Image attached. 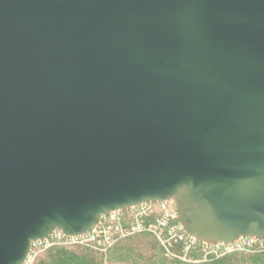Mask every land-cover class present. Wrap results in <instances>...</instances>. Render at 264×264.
Wrapping results in <instances>:
<instances>
[{
    "label": "water",
    "instance_id": "95a60500",
    "mask_svg": "<svg viewBox=\"0 0 264 264\" xmlns=\"http://www.w3.org/2000/svg\"><path fill=\"white\" fill-rule=\"evenodd\" d=\"M170 199L264 239V0H0V264Z\"/></svg>",
    "mask_w": 264,
    "mask_h": 264
},
{
    "label": "trees",
    "instance_id": "16d2710c",
    "mask_svg": "<svg viewBox=\"0 0 264 264\" xmlns=\"http://www.w3.org/2000/svg\"><path fill=\"white\" fill-rule=\"evenodd\" d=\"M159 216L156 211L151 218H145V223ZM170 248L172 253L155 234L144 231L118 237L106 250L93 245H54L41 251L33 264H264V243L222 254L205 251L202 242L185 250L178 241Z\"/></svg>",
    "mask_w": 264,
    "mask_h": 264
},
{
    "label": "built area",
    "instance_id": "2783aa9c",
    "mask_svg": "<svg viewBox=\"0 0 264 264\" xmlns=\"http://www.w3.org/2000/svg\"><path fill=\"white\" fill-rule=\"evenodd\" d=\"M156 211L160 216L155 218L152 223L146 224L145 218H151ZM144 231L155 234L169 253H172L169 248L173 242H182L185 250L196 247L201 242L190 236L182 227L176 200L152 201L108 213L103 216L101 222L92 232L86 234L69 236L56 230L48 238L33 243L23 264H33L41 251L54 245H93L101 250H106L118 237ZM263 243L264 239L242 236L231 244L203 243V247L207 252L222 254L252 249L257 245H263Z\"/></svg>",
    "mask_w": 264,
    "mask_h": 264
}]
</instances>
